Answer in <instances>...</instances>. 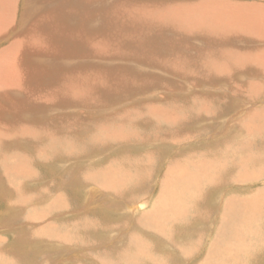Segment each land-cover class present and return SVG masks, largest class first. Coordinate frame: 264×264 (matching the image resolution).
<instances>
[{"label": "rangeland", "instance_id": "374dc122", "mask_svg": "<svg viewBox=\"0 0 264 264\" xmlns=\"http://www.w3.org/2000/svg\"><path fill=\"white\" fill-rule=\"evenodd\" d=\"M38 1L44 3L48 0ZM136 1L142 0L121 1L122 9H132L133 6L130 3L134 2L135 4ZM157 1L161 3L158 8L160 11L169 0ZM229 1L264 5V0ZM18 2L17 20L20 16L19 12L24 6V0H18ZM102 2L107 5L110 12L106 15L104 13L105 18L101 17L108 19L96 21L95 18H101H99L97 10L94 12L86 11L84 15L83 11L76 14L78 4L76 0H71L66 2L70 8L63 11V22L71 24V27L83 22L82 29L84 31L94 30L99 34H104V31H107V35L113 34L114 36L111 43H116L118 39L115 36L119 37L123 34L126 36L129 32H125L126 29L123 27L120 28L121 20L113 17L112 13L113 10L119 13L124 10H119L120 7L116 5L117 0H108L107 3L103 0ZM130 6L132 7L130 8ZM93 9L90 8L91 11ZM41 12L46 13L47 11L40 9ZM91 13H94L95 17L93 20H88L87 18H90ZM125 14L124 12L122 14L123 24L129 30V28L134 27V24L126 21ZM32 19L29 18L28 21L31 22ZM166 19L167 14L159 19L155 18V26L150 28L157 35H161L163 32L162 38L151 36V32H146L145 35L141 34L138 39H135L139 31L134 28L130 30L134 39L123 41L124 47H121L120 41L118 46L114 48H112L114 45L110 46L111 54L114 52L120 55L121 61L116 59V54L113 56V54L109 55L108 52H106L107 58L115 57L108 61L109 63L92 61L93 65L97 64L95 65V74L109 78L108 85L110 87L101 90L100 92L103 91L102 94H99L97 89V94H89L83 97L77 91L74 92V87L65 85V80L61 79L56 88L64 96L60 99H54L51 96L53 88H51V78L49 77V75L53 76V71L51 72L52 62L46 57L37 60V62L34 61L43 68V75L38 76L37 79L39 85L33 90L36 91L34 96L37 98H32L30 106L25 105L21 108L18 106V109L14 110L18 114L17 116H12L9 112L1 113L0 127H4L5 132H0V264H126L121 255L124 250L133 258L141 256V264H148V259L142 254V251L137 250L131 243L130 235L133 232V235L139 234L152 244L144 250L145 253L163 254L165 264L182 263L173 249L168 251L167 249L170 247L163 246V241L161 243L160 239L144 232L138 226V222H134V219L142 216L141 213L145 214L152 209L153 201L162 192L161 183L167 166H170L172 162L175 163V160L180 161L177 164H181L184 156L182 153L197 150L202 145L210 146L221 141L208 139L210 133L204 129L207 127L206 124H196V121L200 119L193 122V108L197 112L199 107L194 105V97L212 98L214 96L220 98L229 104V110L226 112L229 113L232 108L231 99L233 97L226 98L228 92L218 89L221 82H226V79L230 77L231 83L238 85V88L234 90V95L237 92L245 91L240 94L242 98L240 96L238 101L243 104L244 109L246 108L240 115L238 122L244 121L248 118L247 115L250 110L264 109V71L261 73L260 67L255 62L228 64L231 74L222 72L224 68L220 67L219 77L213 79L211 87L205 88L209 85L202 82L204 77L199 74L202 73V65L207 60L202 54L212 48L210 44H213V48L216 45L213 41H208L205 35L202 36V31L186 30L185 24L172 25ZM156 26L157 29H155ZM75 29L78 30L77 27ZM189 32L193 39H188ZM18 33H11L9 38L18 36ZM198 36L204 38L199 41ZM87 37L88 34H82L78 37L80 43L78 56L83 53H90L92 44L89 43L90 39L88 40ZM7 41L6 38L2 39L0 48L6 45ZM170 41L176 44L169 46ZM219 41V43L223 42L222 40ZM68 44L73 45L71 42ZM225 45L236 47L241 51H254L257 48H262L264 43L250 42L246 39L244 43L228 41ZM57 54L55 58L59 56V52ZM62 56L66 58L64 55ZM72 57L76 58L77 56L72 53ZM187 58L189 62H187ZM237 58H231V60ZM87 59L88 56L83 57V62L80 63H87ZM73 62L74 60L71 59L64 62L60 61L58 65L71 68L67 71L68 73L75 71L74 75L85 77L84 73H88V66L82 65L77 68L72 64ZM184 63L191 67L190 72L187 73L178 68L179 64ZM137 64L138 66H136ZM196 67L198 71L193 70ZM244 70L257 74L250 75L237 72ZM109 71H112V74ZM117 79L123 85L120 89H117ZM250 82L262 86L261 95L254 96L248 93L247 87H250L248 85ZM189 84L195 87H189ZM13 94L11 95L14 100L23 97L22 101H25L21 92ZM245 96L244 99L246 100L243 99ZM215 106L220 107V101L215 100ZM10 111L12 112L13 109ZM216 111L218 112V110ZM171 114L177 117V123H179L173 127H170V123L173 122V119H170ZM182 117L190 118L193 126L189 128L184 119L185 125L183 124V126ZM244 130L241 136L245 135ZM186 133L187 135L190 134L191 137L186 138ZM251 134L256 139L250 144L251 153L246 150H239L240 152L236 154L234 159L228 156L227 149L219 151V148L213 147L215 151L208 159H211V162L213 159H234L237 162L241 155L251 154L252 159L248 163L251 166L257 164L263 166L264 133ZM2 141L3 143H1ZM134 143L141 145L135 146ZM219 152H226V154ZM259 154H262L261 158H258ZM18 158L25 161L23 162L21 159L24 169H30L31 173L21 171L23 168L19 169L17 166V170L22 173V176L9 183L11 177L9 178V175L4 173L7 168L5 163L11 164L15 160L12 162L14 165ZM143 159H146L144 166L141 164ZM69 160H73V163ZM64 161H69L70 164ZM17 163L21 166L20 162ZM98 167L113 168L112 171L116 175L122 172V168V173L130 171V174H133L125 177L120 185L122 193L119 194L122 198L133 197V200H136L134 198L136 197L142 203L143 208L136 213L134 212L135 217L134 215L131 216L130 212H124L129 211L126 205L123 206L122 203L115 205V201L105 197L104 194H96L90 198L89 190L92 189L93 185L97 189L102 187V183L91 175V170ZM144 170L148 173V179L138 181L139 186L135 190H132V187L129 190L127 186L123 189L126 181L136 180L134 178L136 172H144ZM240 172H244L240 166L232 165L234 175ZM116 179L118 180L117 177ZM16 181L20 184H17ZM250 182H254L251 188L243 184ZM237 183L226 189L227 191L232 187L227 193L228 196H253L255 190L264 186V177L262 176L259 180ZM104 187L106 186L104 185ZM104 187L102 189L105 192L117 195L110 185L107 188ZM96 191L99 192V190ZM58 194L63 195V197L58 199ZM213 200L214 198L205 203L201 202L200 206L202 205V208L206 206L215 207L217 203ZM121 208L124 210L121 211ZM211 210L213 215L215 210L214 208ZM32 211H37L39 217ZM208 215L210 216V214ZM95 218L98 220L95 221ZM89 219L92 222H89ZM217 222L218 217H215L210 220L209 224L198 222L195 225L196 229L204 231L202 233L203 240L198 247L197 254L193 257L191 254L193 260H189V264H202L204 262L207 250L216 234V231L211 232L210 230L214 229ZM46 224H51L54 227H50V229L55 230L54 234L47 228L46 231L42 230ZM37 239H44L45 242L36 241ZM155 242L157 246H155ZM255 251L259 255L264 252V233L261 240L258 241ZM8 257L11 262L6 261L9 263L5 261ZM97 258L102 260H97Z\"/></svg>", "mask_w": 264, "mask_h": 264}, {"label": "bare ground", "instance_id": "6f19581e", "mask_svg": "<svg viewBox=\"0 0 264 264\" xmlns=\"http://www.w3.org/2000/svg\"><path fill=\"white\" fill-rule=\"evenodd\" d=\"M70 1L71 0H48L42 3L38 0H24V6L20 10V16L17 20L18 0H0V41L4 38L8 39L7 44L0 48V119L1 113L3 114L4 112H9L12 116H17L18 114L14 110H17L18 106L19 108L25 107V105L30 106L32 98H37V96H34L36 91L33 90L39 85L37 79L38 76L43 75V68L38 66L40 64L37 65V63H34V61L37 62V60H42L44 57L53 64V66H51L53 76L49 75V77L51 78V88H53L52 92H50L54 99H60L64 96L56 88L61 79L65 80V85L74 87V92L77 91L79 94L83 95V97L89 94H97L98 91L99 94H102L103 91L100 92L101 90L110 87L108 85L109 78L101 74H95L94 70L97 64L93 65L92 61L96 60L107 63L115 58L111 56L107 58L108 54H113V56L116 54V59L121 61L119 58L120 55L114 52L111 54L110 46L114 45L112 46V48H114L119 45L120 41L121 47H124L125 44L123 41L134 39L130 32V30L134 28H137V31H139L138 34H136L135 31V39H138L141 34L145 35L146 32H151L152 34L149 33L151 36H160V38H162L164 36L162 35L164 34L163 32H161V35H157V33L155 31L153 32L150 28L155 26V18L159 19L166 14V20L169 24L175 25L183 23L185 24L184 27L186 30L202 31V36L205 35L208 41H213L214 45H216L213 48V44H210L213 50L209 48L208 51L206 50V52L202 54L207 60L206 63L202 65V73L199 74H202L204 77L202 82L205 85H209L208 87L205 86V88L211 87L213 79L219 77L221 73L220 67L224 68L222 72H227L229 75L231 74L228 64L231 65L235 62L246 61L255 62L260 67L261 73L264 71V46L254 51H241L236 47L225 45L228 41L244 43L246 39L250 42L264 43V5L244 2L237 3L229 0H169L163 5L162 9L158 11L159 5L161 4L159 1L142 0L140 2L136 1L135 4L134 2L130 3L133 6H130V8L132 7L134 10H128V8L122 9L121 1L123 0H117L116 5L120 7L119 10H124L123 12L126 13V21L134 24V27L128 30V27L123 24V12L119 13L113 10V17L121 20L119 23L120 28L123 27L126 29L124 31L129 33H127L126 36H124V34L119 37L115 36L118 40L116 43L112 44L111 39L114 36L113 34L107 35V31H104V34H99L94 30L84 31V29H82L83 22H79V24H76L77 26L74 27H71V24L63 22V11L66 8H70L68 3H66ZM102 1L103 0H76L78 4L76 7V14L83 11L84 15L86 11L94 12V10H97L99 18L101 16L105 18V15L110 11L107 5ZM107 1L108 0H105V3H107ZM90 8L95 9L91 11ZM40 9L48 13H40ZM28 15H30V17H28ZM94 17V13H91L90 18L88 17L87 19L93 20ZM103 17L100 19L95 18V20L108 19H103ZM29 18H33L31 22L28 21ZM75 27H77L78 30L75 29ZM155 29H157V26ZM14 32H19L17 34L18 36L10 39L11 37L9 38V36ZM82 34H88L87 39H90L89 43L92 44L90 47L91 54L83 53L78 56L80 54L78 37ZM202 36H198L199 41L204 38ZM190 38L193 39L189 32L188 39L190 40ZM219 40L223 42L219 43ZM70 42L73 43L72 46L68 44ZM175 44L176 43L173 41L169 42V46ZM188 50H190V48H188ZM57 52H59V56L55 58L58 55ZM106 52H108V54H106ZM72 53L77 57H72ZM62 55L66 58H63ZM85 56H88L87 63L81 64L80 62H83V57ZM102 58L103 60H101ZM231 58L237 59L231 60ZM70 59L74 60L72 64L77 66V68L82 65L88 66V73H84L85 77L74 75L75 71L68 73L67 71L71 68L68 69V67L65 68L58 65V62L60 64V61L64 62ZM187 62H189L188 58ZM138 64L136 66H138ZM38 68L41 69V71H39ZM178 68L187 73L191 71V67L188 66L187 63L179 64ZM197 69L196 67L193 70ZM109 72L112 74V71ZM237 72H241L240 74H257H252V72L247 70ZM117 81V89H120L123 85H121L118 79ZM231 81L232 79L230 77L227 78L226 82H221L218 89L219 91L226 90L228 92L225 96L226 98L230 96L233 97L231 99L232 108L229 113H226L229 110V104L220 98L214 96H212V98L194 97V105L199 107L197 112L193 108V122L196 121V119H200L196 121V124H206L207 127L204 129L210 133L208 139H219L221 141L210 146L202 145V147L199 149L197 148V150L182 153L184 156L181 164H177L180 161L177 162L175 160V163L172 162L170 166H167V170L164 174L165 176L161 183L163 187L162 192L153 201L152 209L150 208V211L145 212V214L141 213L142 216L134 219V222L137 221L138 226L144 232L155 236L156 239H160V242L163 241V243L161 242L164 244L163 246L170 247V249H167L168 251L173 249L180 257L182 261L181 264H189V260L192 259L191 254L192 257L196 255L198 247L202 243V233L204 231L196 229L195 225L198 222L209 224L210 220L215 217H218V222L214 229L210 230L211 232L213 230L214 232L216 231L215 238L212 240L210 248L206 253V259L202 264L264 263V252L259 255L257 251H255L258 241L261 240L262 234L264 233V186L255 190L253 196H228L229 194L227 193L232 187L226 191L229 186L238 184L237 182L259 180L262 176L264 177V165L260 166V164H257L256 166H251L248 163L249 160L252 159V156H250L251 154H247L246 156L241 155V158H239L237 162L234 161L236 154L240 152L239 150H246L249 151V153L252 152L250 144L256 141V139L251 133H264V109L256 111L250 110L247 115L248 118L238 122V119L241 117L240 115L246 110V108L244 109L242 106L243 104L238 102L241 96L240 94H243L245 91L237 92L236 95H234V90L238 88V85H233ZM250 83H248L250 87H247L249 89L248 93L254 96L261 95L262 86L256 83ZM188 86L195 87L191 84ZM15 92H21V94L24 95L25 101H22L23 97L14 100L11 94H15ZM244 98H246V96L243 97V99ZM215 100L220 101V107L215 106ZM4 103L5 105H3ZM10 109H13V111L11 112ZM216 110H218V112ZM14 119H16V117H14ZM170 119H173V122L170 123V127L179 124L174 114H171ZM183 119L187 122L186 124L189 128L193 126V122H190V118L187 119L186 117H182V125H185ZM181 128L186 129L184 127ZM243 129H245L244 131L246 133L241 136ZM239 130L242 131L240 132ZM0 132H5V128H1ZM189 135L190 134L187 135L186 133L185 137L188 138ZM1 143H3V141ZM134 145L140 146L141 144L134 143ZM213 147H217L216 149L219 148V151L227 149L226 152H229L228 156L234 159H213L211 162V159H208V157L215 151ZM226 152L219 153L226 154ZM202 157H204V159H202ZM261 157L262 154H259L258 158ZM21 159H17L14 164L15 166L12 165V162L15 160H13L11 164L8 162L5 163L7 168L4 170V173L9 175V178L11 177L9 183L12 180L14 182L18 177L22 176V173L17 170V166L19 169H21V167L23 168L21 171L31 173L29 171L30 169H24ZM145 160L146 159H143V163H141L142 166H144ZM69 161L73 163V160ZM17 162H20L21 166H19ZM23 162L25 161L23 160ZM232 165H236L237 167L240 166L244 172L234 175L232 173ZM112 170L113 168L107 169L103 167L91 170V175L102 183V187H100L101 189H97L93 185L92 189L89 190L90 198L96 194H104L105 197H109L115 201V205L118 203H122L123 206L126 205L129 211L124 212H130L129 214L132 216L134 212L136 213L143 208L142 203H140L139 199L136 197H134L136 200H133V197L122 198L119 193H122L120 185L123 183V180H125V177L133 174H130V171L122 173V168V172L116 175ZM87 175L89 176L88 173ZM134 178L136 180L126 181L123 189L127 186L129 190L131 187L132 190H135V188H138L139 182L148 179V173L146 170H144V172H136ZM253 183L254 182L243 184L251 188ZM17 184H20V182ZM104 185L106 187H104ZM109 185L114 188L117 195L105 192L102 189L103 187L107 188ZM96 190H99V192ZM62 197L63 195L58 194V199ZM213 198V201L217 203L215 207L206 206L202 208V205L200 206L201 202L205 203L206 201H211ZM211 208L215 210L213 215L211 214ZM120 210L123 211L124 208ZM32 213L39 217L37 211H32ZM208 214H210V216ZM87 219L86 217V220ZM94 220L96 221L98 219L95 218ZM88 221L92 222L91 219ZM50 227L54 228L51 224H46L42 230L46 231L47 228L54 234L55 230L50 229ZM133 234L134 232L130 235L131 243L137 250L142 251V254L148 259V264H165L163 254L152 255L144 252L145 249H148V247L152 245L145 237H141L139 234ZM178 239L180 240L178 241ZM36 241L45 242L44 239H37ZM155 246H157L156 242ZM121 255L124 257V263L126 264H141V256L133 258V256L126 254V250H124ZM6 260L8 261L9 257L6 258L5 261ZM97 260L102 259L97 258ZM9 262L11 261L9 260Z\"/></svg>", "mask_w": 264, "mask_h": 264}]
</instances>
